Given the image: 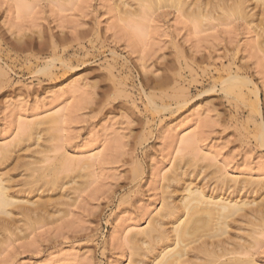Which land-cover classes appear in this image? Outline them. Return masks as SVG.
Wrapping results in <instances>:
<instances>
[{
  "label": "rangeland",
  "instance_id": "1",
  "mask_svg": "<svg viewBox=\"0 0 264 264\" xmlns=\"http://www.w3.org/2000/svg\"><path fill=\"white\" fill-rule=\"evenodd\" d=\"M26 1L0 0V175L9 173L19 200L50 208L35 231L16 216L29 235L8 234L0 264H129L132 234L163 201L178 204L183 184L209 185L212 174L264 182V53L248 48L256 37L244 22L199 27L167 9L136 24L110 0ZM232 74L248 85L229 95ZM36 168L48 177L30 194ZM172 170L183 182L167 191ZM52 171L55 188L44 185ZM256 238L253 261L264 252V233Z\"/></svg>",
  "mask_w": 264,
  "mask_h": 264
},
{
  "label": "bare ground",
  "instance_id": "2",
  "mask_svg": "<svg viewBox=\"0 0 264 264\" xmlns=\"http://www.w3.org/2000/svg\"><path fill=\"white\" fill-rule=\"evenodd\" d=\"M30 1L35 2V0H30ZM50 1L57 2L59 0H50ZM110 1L113 3L114 8H116L117 11L116 15L118 14L117 16H119V19H121L122 21H126L127 23L129 22L127 20L130 21L132 20L134 21L133 23L142 24L139 21H142V19L147 20L145 17L147 15L148 17L152 16L154 12L159 13V11L162 10V13L160 12L161 13L160 16L169 14V11L167 9H170L173 13L176 12V14L181 13L182 15L185 16L184 19L189 20L193 24H198L199 27L201 26V24L204 25L205 23L208 24V22L211 24V26L214 22H216L217 25L218 22L219 24H221L220 22L223 23L230 22L231 24L240 21L244 22V24L247 26L246 29L254 33L256 36L254 34L253 35L254 37H256L257 40V41L255 40L256 43H252L255 41H252L251 44L248 43V48L251 46L250 47L251 51L254 49L256 50V51L253 50L254 52L262 51L264 53V0H110ZM24 4L26 5L27 3ZM21 7L23 6L21 5ZM25 7L27 8V5ZM139 17H142V19L140 20ZM136 18H139L138 19L139 23L135 21L137 20ZM211 26L209 27L211 28ZM206 27H208V25ZM206 29H204V31ZM17 44L19 45L20 43ZM25 46L24 44H20L19 46H13V48L17 49L19 47L22 49ZM45 70H47V68H45ZM225 83L227 84V86L226 87L223 86L224 89L222 90H225V92L229 95H231L232 92L234 93L235 86H239V85L243 86L244 84L248 85L247 83H245V80L240 79L238 75L235 76L233 75L230 76L229 78H226ZM161 85L162 84L160 82L158 87H162ZM237 91L239 92V90ZM257 96L258 94L257 92H255V97ZM165 98H168V95ZM54 116L55 115H53V117L52 116L46 117L44 120H40L35 124L38 126L44 124L43 123L44 121L51 123L55 122L57 120L56 119L57 116L56 117ZM41 132L42 131L40 130H30L28 136L29 138L32 139L34 145L36 144L38 146L39 142L40 141L42 142L43 138L41 137L42 136ZM188 139L189 138H187V140ZM187 140H185L186 141L185 143H188ZM192 140H194L193 137L191 138V140H189V142H191ZM257 140L260 146L264 147V126L261 124H260V130ZM185 143L183 145H185ZM0 151H3V149L0 148ZM41 153L42 150L40 149L35 154H41ZM6 160L7 158L5 159V161ZM3 162L0 161V166L3 165ZM37 162L40 163L42 161L39 158ZM83 165L85 167L84 163ZM181 168H183V166ZM202 169L204 168L201 167L198 169V171L196 170L197 171L196 177L200 173H202ZM63 170H65V167ZM174 170L177 171L175 168ZM178 170L181 169L178 168ZM41 171H42L41 168H36L32 170V172H37L38 175L36 177L33 176V178L30 179L31 182L29 183L30 189L28 190V193L33 194L38 192L39 188L41 187L39 183L45 178V176L48 177V175L42 173ZM175 171L173 172L172 170L171 174L172 173L174 174L168 176L169 178L168 180H166L167 176L164 179L166 180V182L168 181V183L165 185L167 187V191L168 188H173L172 186H174V184L177 185L178 183L183 182V180L181 179V175H183L184 173L182 174L181 171L178 172ZM52 173H53L52 178L50 176L49 179L50 181L44 182V185L45 183L47 186L49 185L50 187L51 186L54 187V185H56L57 175L55 171L54 172L52 171ZM209 174L208 176L204 175V177L205 178L206 176L209 177ZM205 178H202L201 180H205ZM213 179L216 182H214ZM208 180L213 182L210 183L209 185L206 184L199 187L198 185L192 186L193 184L192 181L189 182L187 185L183 184L184 195L181 197L178 204L173 203L171 200L163 201V205L160 209L161 212L159 211L158 213L159 216L157 217V219H155L154 217L153 219L155 220L152 219L153 220V221L151 220L152 223H150L147 226V228L141 230L139 234L136 235L134 233L136 238L137 236L140 235L137 239H135V237L133 238L134 235L132 234L131 239L135 241L133 242L131 248L132 252L130 253V255L132 259L129 264H253V259L251 260L247 257L248 254L250 253V249L254 247L252 241L257 242L256 235H260L264 233V200H261V202H257V199L259 198L257 197V195H259V192L263 191L264 184L262 183L264 182H261V184L260 182H258L259 184L257 182H254L255 184L257 183V185H254L252 181L251 183H249L246 182V180H241V182L236 181V179L225 180L222 179L220 176L216 177L213 174L212 177L208 178ZM12 181L13 180H11L9 173H5V174L1 173L0 175V235H1L0 246L1 247L5 242L3 240L6 239L9 240L10 238L12 240L14 239L17 240L21 238L22 240V237L24 239L29 235L28 234L29 232L27 233L24 232L23 230L25 224L22 225L23 227L18 225L19 219H17L16 216L21 217L24 222H27L26 225L29 224L30 225L29 227L31 229H33V226L35 229V225L39 224L40 222L43 223L42 221H40L45 218L43 215L46 214L47 216L48 213L46 208H48L49 206L47 203L46 204L42 203L39 200L37 202L19 200L18 197L15 195V191L11 190ZM213 184H214L213 188H210ZM206 189L208 191H206ZM242 192L243 194L240 195V193ZM168 197H170V199L172 197L170 192L168 193ZM14 206L15 208H13ZM55 214L56 212H51L52 217H55ZM47 217H46V221L51 219V218L47 219ZM55 219L54 218L52 219L53 222ZM167 221H171L170 224L172 225L168 231L164 227L166 226L165 224H167ZM31 229H29V231ZM8 234L11 237L7 236ZM8 237L10 238L8 239ZM6 243L8 242L6 241ZM1 247H0V251H1ZM24 247L25 250H28L26 247L31 249L30 248L31 246L29 247V245Z\"/></svg>",
  "mask_w": 264,
  "mask_h": 264
},
{
  "label": "snow or ice",
  "instance_id": "3",
  "mask_svg": "<svg viewBox=\"0 0 264 264\" xmlns=\"http://www.w3.org/2000/svg\"><path fill=\"white\" fill-rule=\"evenodd\" d=\"M253 264H264V252L261 253V259L254 260Z\"/></svg>",
  "mask_w": 264,
  "mask_h": 264
}]
</instances>
